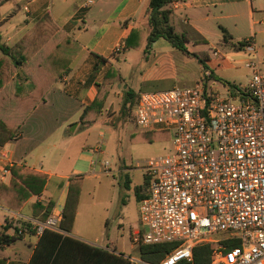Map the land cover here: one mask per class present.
Listing matches in <instances>:
<instances>
[{
	"label": "built area",
	"instance_id": "obj_1",
	"mask_svg": "<svg viewBox=\"0 0 264 264\" xmlns=\"http://www.w3.org/2000/svg\"><path fill=\"white\" fill-rule=\"evenodd\" d=\"M92 4L87 0L84 8ZM243 47L249 55L255 52L251 39ZM212 57L222 60L218 51ZM244 66L252 75L234 95L209 93L201 83L136 95L135 127L167 132L172 141L169 154L140 164L146 179L138 201L141 231L131 242L135 247L176 244L155 264H192L198 245H209V264H264V75L257 61ZM210 76L206 69L204 77ZM7 212L17 238H39L44 231L67 235L60 228L62 210L55 206L43 220ZM230 241L238 245L227 248Z\"/></svg>",
	"mask_w": 264,
	"mask_h": 264
},
{
	"label": "crops",
	"instance_id": "obj_2",
	"mask_svg": "<svg viewBox=\"0 0 264 264\" xmlns=\"http://www.w3.org/2000/svg\"><path fill=\"white\" fill-rule=\"evenodd\" d=\"M86 1L87 0H6L0 3V41L3 44L7 46L13 45L45 14H49L58 30L69 37L74 43L72 52L69 55L70 58L66 70L56 79H54V74L52 73L51 75H46V80H44L46 81L45 84L48 83V86L43 93V99L33 104V109L27 113L19 125L17 135L0 148V184L4 186L9 185L12 179L10 171L12 166H22L42 173L47 177L42 194L40 196H30L17 210H11L0 204V236L3 232V227L7 228L5 234L12 236L13 228L9 223L11 215L7 211L19 214L27 219H38V217H34L30 214L27 206L30 203L46 205L48 201H53L54 206L62 210L69 179L80 177V175L74 176L71 174L75 173V168L73 167L74 163L71 161V157L65 149H59V143L65 144L66 142L63 136L64 125L76 123L71 132L79 127H88L95 123L98 118H103L109 102L112 101L118 93L125 95L130 91L137 95L139 92H146L142 90H135L134 92L132 87L122 84V82H124L123 79L115 76L113 77V84L110 86V91L105 97L103 106L96 120L90 124H81L79 122L81 113L95 98L98 86L108 70L112 67L115 68L121 57L124 59L127 58L128 51L130 50H142L145 62L149 63L152 61V65L154 66V68L152 66H147L145 74L154 80L162 78V74L156 70V60H160L161 63H163L164 69L171 72L174 71L173 73H177L178 75H180L181 71H185L193 62L192 60L197 62L196 59L184 54H182V57H179L176 53H173L172 50L174 48L162 38H158L154 41L147 53L144 52L146 37L149 34L147 6L150 0H119L120 2L114 10V19L111 20V22H108L106 19H101V16L99 17L97 12H95L93 18H89V23L80 20L86 16L87 12H90L91 6H93L97 0H93L92 5L84 8ZM100 1L102 2V0ZM235 1L236 0H173V2L165 7L171 12L170 24H172L175 32L185 37V31H187L191 35V38L194 39V46L199 44L202 45L203 48L198 52L199 54L187 49L203 60L206 68H203L197 62L198 66H200L203 80L204 71L207 68L211 72V76H213L216 71L220 73L227 71L228 68L225 67V64L229 62V58L207 43L203 26L208 21L210 15L212 18H226L221 12H219L220 16L214 17L213 10L218 6L224 8L225 6L236 4ZM79 2L80 4H78ZM238 3L244 4L246 7L245 15L248 23L252 25V36L233 45L232 50L234 52L231 54L237 53L236 51L240 50L247 53L243 47V42L247 39H251L255 44V52L252 53V56L261 59V62L259 61L260 63H257L261 74L264 75V0H238ZM23 7H27V11L24 12ZM197 9L203 10V17H200L196 13H191L193 10ZM236 9V7L229 8V10L233 11H236ZM19 11L22 13L20 18L17 17ZM97 11L100 15L102 14L101 7H99ZM83 13L84 15H81ZM106 13L107 10L104 11V14ZM231 19H238L237 15L233 14ZM177 24L178 26H176ZM219 29L220 31L223 29L228 37L227 42H224L221 38V44L225 46L230 43L232 44L233 40L231 35L224 28L220 27ZM132 30L139 32V36L137 40H135V43H140V46L135 48H129L125 45V41ZM185 38L187 41L186 44H188L187 37ZM239 43H242V46L238 45ZM213 51L220 52L222 60L218 61L214 59L212 57ZM98 57L106 59V62L100 67L89 88L83 90V84L89 77L95 63H97ZM172 57L179 59L180 68H178L175 63L173 64L171 60ZM251 75L252 71L243 85L248 82ZM20 76L22 77L21 84L24 92H32L33 86L30 78L38 76L34 61L30 62L22 69ZM180 76L187 75L182 73ZM38 80H35L36 86L39 84ZM117 80L121 82L116 86ZM203 80L202 78H192L189 82L191 85L187 87H193L197 83H202ZM220 85L225 94L234 95L233 91L223 84L222 81H220ZM233 85L236 87V84ZM202 86L204 90L209 93L219 92V87L215 84L209 86L208 83L205 82ZM112 88H115L117 91L115 96L113 95ZM44 144H47V146L44 147ZM4 170H7L8 173L4 174ZM67 172L70 173V176L65 174ZM103 172L106 173L108 171L104 170ZM64 180H67V182L64 184L60 182ZM52 192H54L56 196L52 197ZM143 193L144 192H142V194ZM59 199H62L61 206L58 204V201H60ZM78 206L79 203H77L71 231L66 233L67 236L72 238H75L72 234L79 215ZM106 222H108V220H106ZM133 233H135V229L131 227L130 241ZM37 239L38 238L30 234L8 245H0V260L4 261L5 264L8 262H27L35 247ZM84 239L86 240H77L94 245L90 243L87 238ZM95 241H97V238H95ZM106 242L108 244L94 246L105 249L116 255L121 254L124 257L135 258V255L130 254L135 251L134 243L131 242V247L128 251L119 248L120 250L117 252L116 248H114L116 244L109 243V237H107ZM110 244L111 246H109ZM112 245H114V247H112ZM136 248L138 249L139 247ZM137 257L139 258L138 250Z\"/></svg>",
	"mask_w": 264,
	"mask_h": 264
},
{
	"label": "rangeland",
	"instance_id": "obj_3",
	"mask_svg": "<svg viewBox=\"0 0 264 264\" xmlns=\"http://www.w3.org/2000/svg\"><path fill=\"white\" fill-rule=\"evenodd\" d=\"M4 1L6 0H0V3ZM119 2V0H102V2L97 0L91 6L90 12H87L86 16L88 17L85 16L80 21L84 20L89 23V18H93L95 12H97L101 19L111 22L114 19L115 7ZM235 2L236 4L224 8L218 6L213 10L214 17L220 16L219 12H221L226 18H212L210 15L203 26L207 43L229 58V62L225 64V67L228 68L227 71L222 73L216 71L213 76L210 78L204 77L203 80L200 66L194 60L185 71L180 72V75L183 73L187 76H180L173 73L174 71H167L164 69L163 63L156 60L155 67L162 74V78L154 80L145 74L147 66L154 68L152 61L145 62L142 50H130L127 58L121 57L116 67L110 68V73L123 79L122 84L132 87L134 92L135 90L161 91L182 86V88H186L191 85L189 84L190 79L202 78L201 85L205 82L209 86L215 84L219 87L218 94L225 96L220 81H227L231 85L236 84V86L243 85L251 73L250 69L245 68V62L250 60L261 62L260 58L253 57L242 50L231 54L234 52L232 50L233 45L252 36V25L248 23L245 15L246 7L244 4L238 3V0ZM99 7L102 8L101 15L97 11ZM231 7H236V11L229 10ZM105 10L108 14H104ZM191 13L203 17L202 9L193 10ZM233 14H236L238 19L232 20ZM81 15H84V13ZM21 16L22 13L19 11L17 17L20 18ZM220 27L231 35L232 44L226 46L221 44L222 33ZM185 37L189 42L186 44L187 48L197 53L200 52L203 48L202 45L194 46V39L191 38L189 32L185 31ZM172 51L182 57L181 52L175 49ZM171 60L178 68L181 67L179 59L172 57ZM120 82L117 80L116 86ZM112 90L115 96L117 91L115 88H112ZM0 92V97L4 99L3 104L2 101L0 104L2 105L0 107V118L16 123L21 122L20 119L23 118L26 111H23L17 105L15 96L17 92L13 83H8ZM125 96L118 93L109 102L103 118H98L95 123L88 127H79L71 132L76 123L64 125L63 136L66 142L65 144L59 143V149H65L74 163L75 173L71 174L74 176L80 175L82 178L79 184L78 196L79 215L72 236L83 241L86 240L84 238H87L90 243L97 246L108 244L106 240L109 237V243L116 244V247L114 245L112 247L116 248L117 252L120 250L119 248L125 251L130 249L131 227H134L135 232L141 231L138 221V201L135 196V188H140L142 192L145 191L140 164L146 160L167 155L172 151L170 135L167 138L158 137L151 143L143 141L144 134L135 127L132 119L133 106L130 102H126L123 106ZM43 146L45 147L47 144ZM95 149H100L101 154H97ZM104 162H107V165H104ZM104 170L108 172L104 173ZM65 174L70 176L69 172ZM60 182L64 184L67 180ZM54 196L56 195L52 192V197ZM59 200L58 204L61 206L62 199ZM95 238H97V241H95ZM137 250L135 247V251L130 254L137 257Z\"/></svg>",
	"mask_w": 264,
	"mask_h": 264
},
{
	"label": "trees",
	"instance_id": "obj_4",
	"mask_svg": "<svg viewBox=\"0 0 264 264\" xmlns=\"http://www.w3.org/2000/svg\"><path fill=\"white\" fill-rule=\"evenodd\" d=\"M173 0H150L147 6V24L149 34L146 37L144 52L147 53L151 44L158 38L167 41L170 46L182 54L194 58L203 67L206 68L203 60L195 53L190 52L186 47V38L175 32L170 24V10L165 7ZM222 39L227 42V33L221 29ZM139 32L132 30L125 41L126 47L135 48L140 43H135ZM238 45L242 46V43ZM73 41L61 33L57 26L52 22L49 14L43 15L32 27L26 31L13 45L7 46L0 41V91L8 83L12 82L15 87L16 102L23 111H26L21 122L27 113L33 109V104L43 99L48 83L45 84L46 75L54 74V79L60 77L66 70L69 63V55L72 52ZM34 61L38 76L30 78L33 86L32 92H24L22 88V77L20 72L30 62ZM106 62V59L98 57L89 77L83 84V90H87L96 77L100 67ZM109 69L102 82L98 86L97 93L93 101L84 108L80 115L81 124H90L96 120L105 97L113 84V76ZM43 75V76H42ZM39 84L36 86V81ZM45 79V80H44ZM44 85H41V84ZM231 91L235 89L234 85L222 81ZM40 88V89H39ZM1 93V92H0ZM123 106L130 102L134 106L136 95L130 91L125 94ZM4 99L0 97V104ZM2 107V105H0ZM133 108V107H132ZM21 122H11L0 118V148L9 140L17 135V130ZM143 141L153 142L158 137L167 138V132H142ZM12 179L8 186L0 184V204L11 209L17 210L21 204L30 196H40L46 184V175L27 169L22 166H12ZM81 178H70L68 181L67 193L62 208V220L60 228L65 233L71 231L79 196V184ZM146 185V179L143 180V186ZM140 188H135V196L139 201L143 194ZM54 206L53 201H48L46 205L40 203H30L27 207L32 216L38 219H45ZM7 230L3 227L0 236V245H8L16 240L14 235L5 234ZM237 241L226 242L227 248L237 246ZM174 243H164L156 245H140L138 248L139 258L147 263L155 264L166 254L175 248ZM210 247L209 245H198L193 248L192 264H209ZM0 264H5L0 260ZM7 264H130L121 254H113L100 247L84 243L67 235H60L50 231H44L37 239L35 247L27 262H8Z\"/></svg>",
	"mask_w": 264,
	"mask_h": 264
}]
</instances>
